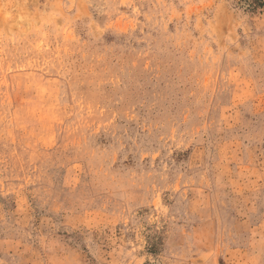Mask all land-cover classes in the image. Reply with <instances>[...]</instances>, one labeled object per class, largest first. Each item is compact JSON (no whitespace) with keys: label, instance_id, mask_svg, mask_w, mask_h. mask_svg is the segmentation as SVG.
<instances>
[{"label":"rangeland","instance_id":"374dc122","mask_svg":"<svg viewBox=\"0 0 264 264\" xmlns=\"http://www.w3.org/2000/svg\"><path fill=\"white\" fill-rule=\"evenodd\" d=\"M0 264H264V5L0 0Z\"/></svg>","mask_w":264,"mask_h":264},{"label":"trees","instance_id":"16d2710c","mask_svg":"<svg viewBox=\"0 0 264 264\" xmlns=\"http://www.w3.org/2000/svg\"><path fill=\"white\" fill-rule=\"evenodd\" d=\"M249 3V9L254 11L264 5V0H245Z\"/></svg>","mask_w":264,"mask_h":264}]
</instances>
